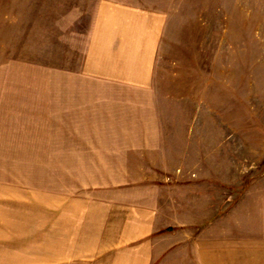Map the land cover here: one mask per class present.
Listing matches in <instances>:
<instances>
[{"label":"rangeland","instance_id":"rangeland-1","mask_svg":"<svg viewBox=\"0 0 264 264\" xmlns=\"http://www.w3.org/2000/svg\"><path fill=\"white\" fill-rule=\"evenodd\" d=\"M113 2L166 18L144 88L85 67ZM146 209L260 232L264 0H0V264H121L96 227Z\"/></svg>","mask_w":264,"mask_h":264},{"label":"crops","instance_id":"crops-1","mask_svg":"<svg viewBox=\"0 0 264 264\" xmlns=\"http://www.w3.org/2000/svg\"><path fill=\"white\" fill-rule=\"evenodd\" d=\"M165 21L162 13H147L133 5L103 4L91 26L86 69L105 81L144 88L152 81ZM255 215L264 219V213ZM156 217L146 209L129 222L120 218V224L98 225L97 234L104 239L91 238L96 244L89 249L118 250L114 259L121 264H264V221L260 232L256 228L252 234H223L209 225L200 234L170 236L156 226Z\"/></svg>","mask_w":264,"mask_h":264}]
</instances>
